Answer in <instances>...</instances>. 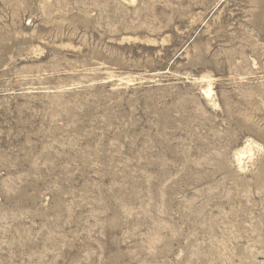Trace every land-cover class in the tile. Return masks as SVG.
<instances>
[{"label":"rangeland","instance_id":"374dc122","mask_svg":"<svg viewBox=\"0 0 264 264\" xmlns=\"http://www.w3.org/2000/svg\"><path fill=\"white\" fill-rule=\"evenodd\" d=\"M0 264H264V0H0Z\"/></svg>","mask_w":264,"mask_h":264},{"label":"bare ground","instance_id":"6f19581e","mask_svg":"<svg viewBox=\"0 0 264 264\" xmlns=\"http://www.w3.org/2000/svg\"><path fill=\"white\" fill-rule=\"evenodd\" d=\"M211 84L212 83H210V81H209L208 87L206 89H204V94L206 96V99H211L212 96H213V88L211 87ZM48 92L51 93V92H54V90L53 91H48ZM259 147L260 146L258 144H256L255 142L250 140V141H247V143H246V145L244 147H242L239 150H237V152L235 153L236 154L235 156H236V159H237V162H238V165H239L240 168H242V164H243L244 158H246L247 155H250L255 148H259Z\"/></svg>","mask_w":264,"mask_h":264}]
</instances>
